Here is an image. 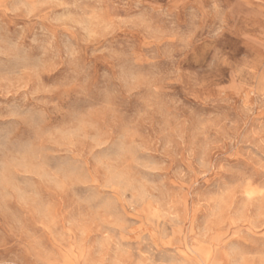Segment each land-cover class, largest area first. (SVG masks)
Returning <instances> with one entry per match:
<instances>
[{
    "label": "clouds",
    "instance_id": "1",
    "mask_svg": "<svg viewBox=\"0 0 264 264\" xmlns=\"http://www.w3.org/2000/svg\"><path fill=\"white\" fill-rule=\"evenodd\" d=\"M0 264H264V0H0Z\"/></svg>",
    "mask_w": 264,
    "mask_h": 264
},
{
    "label": "rangeland",
    "instance_id": "2",
    "mask_svg": "<svg viewBox=\"0 0 264 264\" xmlns=\"http://www.w3.org/2000/svg\"><path fill=\"white\" fill-rule=\"evenodd\" d=\"M254 193H249V195H253Z\"/></svg>",
    "mask_w": 264,
    "mask_h": 264
}]
</instances>
